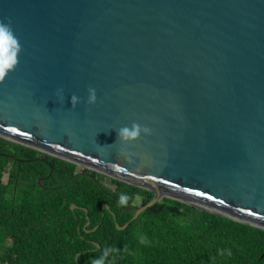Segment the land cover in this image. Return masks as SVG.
<instances>
[{"label": "water", "instance_id": "water-1", "mask_svg": "<svg viewBox=\"0 0 264 264\" xmlns=\"http://www.w3.org/2000/svg\"><path fill=\"white\" fill-rule=\"evenodd\" d=\"M0 19L22 45L1 137L153 192L132 218L169 197L264 229V0H0ZM133 122L152 134L119 143Z\"/></svg>", "mask_w": 264, "mask_h": 264}, {"label": "trees", "instance_id": "trees-1", "mask_svg": "<svg viewBox=\"0 0 264 264\" xmlns=\"http://www.w3.org/2000/svg\"><path fill=\"white\" fill-rule=\"evenodd\" d=\"M153 196L0 136V264H264L263 228L169 197L132 218Z\"/></svg>", "mask_w": 264, "mask_h": 264}, {"label": "clouds", "instance_id": "clouds-1", "mask_svg": "<svg viewBox=\"0 0 264 264\" xmlns=\"http://www.w3.org/2000/svg\"><path fill=\"white\" fill-rule=\"evenodd\" d=\"M21 51L22 45L13 28L12 20L7 19L5 21L0 19V82H3L8 74L16 69ZM87 93L86 103L88 105L94 104L97 98L95 88L89 87ZM55 95L60 102H63L64 95L62 88H58ZM70 103L72 108H75V106L80 103V98L72 94ZM116 130L117 140L121 144H129L138 140L141 135L148 136L152 134V129L150 127L137 122H133L130 126H123ZM130 199L131 197L128 194L121 193L118 203L121 206H127ZM136 199H140L139 195L136 196ZM139 242L141 244L149 243L147 237L143 235L139 236ZM116 251L117 250L114 248H105L103 256L100 259H94L91 264H104L105 258Z\"/></svg>", "mask_w": 264, "mask_h": 264}, {"label": "rangeland", "instance_id": "rangeland-1", "mask_svg": "<svg viewBox=\"0 0 264 264\" xmlns=\"http://www.w3.org/2000/svg\"><path fill=\"white\" fill-rule=\"evenodd\" d=\"M80 166V165H79ZM81 167V166H80ZM106 183L109 184V185H113L109 180H106Z\"/></svg>", "mask_w": 264, "mask_h": 264}]
</instances>
